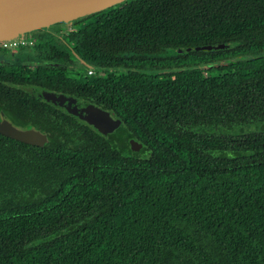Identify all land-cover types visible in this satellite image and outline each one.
Wrapping results in <instances>:
<instances>
[{
  "label": "trees",
  "instance_id": "1",
  "mask_svg": "<svg viewBox=\"0 0 264 264\" xmlns=\"http://www.w3.org/2000/svg\"><path fill=\"white\" fill-rule=\"evenodd\" d=\"M74 23L40 49L94 74L0 66V117L47 137L0 134V264H264V0H124Z\"/></svg>",
  "mask_w": 264,
  "mask_h": 264
},
{
  "label": "water",
  "instance_id": "2",
  "mask_svg": "<svg viewBox=\"0 0 264 264\" xmlns=\"http://www.w3.org/2000/svg\"><path fill=\"white\" fill-rule=\"evenodd\" d=\"M122 1L124 0H0V42L14 40L34 30L47 29L55 23H70L72 20L110 8ZM208 48L210 49L211 46ZM46 97L53 103L64 105L68 112L81 115L88 124L102 134L112 132L120 124L119 119L113 118L107 111L91 104L82 106L78 113L65 102L68 97L54 94H47ZM0 134L34 146H42L46 141L45 135L39 131L18 129L6 120L0 122ZM140 146L136 141L130 140L133 151H137Z\"/></svg>",
  "mask_w": 264,
  "mask_h": 264
},
{
  "label": "flooded vegetation",
  "instance_id": "3",
  "mask_svg": "<svg viewBox=\"0 0 264 264\" xmlns=\"http://www.w3.org/2000/svg\"><path fill=\"white\" fill-rule=\"evenodd\" d=\"M75 20H72L70 23L59 22V23L54 24L52 27H48L47 29H38V30L31 31V32H27L17 38V42L15 43V45H4L3 46L0 44V66L3 67V66H8V65H13L16 68L28 69L29 71H31L32 74H34L35 71H37V69L40 67H54V68L66 67L67 69H70L73 71L85 70L87 75L94 74L95 72L94 68L91 65L87 64L86 62L82 61L80 58H78L76 55H74V53L69 54L68 59L63 57L62 59L58 60L56 56L47 54L44 50L40 49L39 45H40L41 39L39 38L38 35L43 30H45L47 33V35H45L44 37L45 40L54 41L55 43L57 42V44L61 48H63L61 44H63L64 39L67 36L72 35L73 30L75 29L74 28L76 24L74 23ZM82 26L83 24H81V27ZM54 27H58V30L57 29L55 30ZM56 38L61 39V41H58ZM28 90L30 93H34V95H36V97H38L41 101L50 103L56 108L66 112L67 114H70L78 118L80 121H83L85 123L87 122L82 118L81 115L79 116V115H75L73 113L68 112L64 105L62 106V105L53 103L50 99L46 97V95L54 94V95H63L65 97H68L67 101L65 102L69 103V105L72 106L75 110H77L78 113H79V109L85 104H91L97 107L96 105L88 101L78 99L75 96L68 95L62 92L46 90V89H43L42 87L31 86L28 88ZM2 120L8 121L7 119L1 116L0 122ZM8 122L11 125H13L10 121ZM88 125L92 126L91 124H88ZM92 127L96 129L94 126ZM25 129H34L36 131H39L38 129H35V128H23L22 130H25ZM39 132L45 135L46 137L45 133L41 131ZM107 134H103V135H107ZM46 140H47V137H46Z\"/></svg>",
  "mask_w": 264,
  "mask_h": 264
},
{
  "label": "built area",
  "instance_id": "4",
  "mask_svg": "<svg viewBox=\"0 0 264 264\" xmlns=\"http://www.w3.org/2000/svg\"><path fill=\"white\" fill-rule=\"evenodd\" d=\"M17 42V39L14 40H10V41H2L0 42L1 45H15V43Z\"/></svg>",
  "mask_w": 264,
  "mask_h": 264
},
{
  "label": "rangeland",
  "instance_id": "5",
  "mask_svg": "<svg viewBox=\"0 0 264 264\" xmlns=\"http://www.w3.org/2000/svg\"><path fill=\"white\" fill-rule=\"evenodd\" d=\"M55 24H56V23H55ZM53 25H54V24H53ZM53 25H51L50 27H52ZM54 29H55V30H56V29L58 30V27H54ZM18 37H19V36H18ZM18 37H17V38H18ZM17 38H16V39H17ZM172 52H173V51L170 50V51H168L167 53L170 54V53H172Z\"/></svg>",
  "mask_w": 264,
  "mask_h": 264
}]
</instances>
